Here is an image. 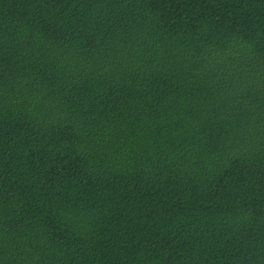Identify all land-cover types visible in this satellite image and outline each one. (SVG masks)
I'll use <instances>...</instances> for the list:
<instances>
[{"label":"trees","instance_id":"16d2710c","mask_svg":"<svg viewBox=\"0 0 264 264\" xmlns=\"http://www.w3.org/2000/svg\"><path fill=\"white\" fill-rule=\"evenodd\" d=\"M0 264H264V0H0Z\"/></svg>","mask_w":264,"mask_h":264}]
</instances>
